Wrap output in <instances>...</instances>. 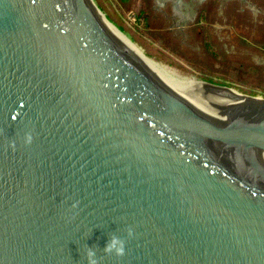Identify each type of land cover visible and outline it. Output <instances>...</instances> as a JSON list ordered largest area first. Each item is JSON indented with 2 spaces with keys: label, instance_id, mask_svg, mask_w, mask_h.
I'll return each mask as SVG.
<instances>
[{
  "label": "water",
  "instance_id": "water-1",
  "mask_svg": "<svg viewBox=\"0 0 264 264\" xmlns=\"http://www.w3.org/2000/svg\"><path fill=\"white\" fill-rule=\"evenodd\" d=\"M204 83L88 0H0V264H264V98Z\"/></svg>",
  "mask_w": 264,
  "mask_h": 264
},
{
  "label": "flooded vegetation",
  "instance_id": "flooded-vegetation-1",
  "mask_svg": "<svg viewBox=\"0 0 264 264\" xmlns=\"http://www.w3.org/2000/svg\"><path fill=\"white\" fill-rule=\"evenodd\" d=\"M134 1L136 12L127 22L139 32L174 39L193 61L210 69L237 63L264 70V0Z\"/></svg>",
  "mask_w": 264,
  "mask_h": 264
},
{
  "label": "rangeland",
  "instance_id": "rangeland-1",
  "mask_svg": "<svg viewBox=\"0 0 264 264\" xmlns=\"http://www.w3.org/2000/svg\"><path fill=\"white\" fill-rule=\"evenodd\" d=\"M134 0L119 4L116 0H88L95 14L111 24L123 38L133 42L146 56L164 66L177 78L229 86L236 91L264 98V70L239 68L237 63L227 67L210 69L193 61L177 46L174 39L138 31L136 25L127 22V16L136 12ZM131 17V16H128ZM120 29V30H119ZM208 86L209 85H203Z\"/></svg>",
  "mask_w": 264,
  "mask_h": 264
},
{
  "label": "bare ground",
  "instance_id": "bare-ground-1",
  "mask_svg": "<svg viewBox=\"0 0 264 264\" xmlns=\"http://www.w3.org/2000/svg\"><path fill=\"white\" fill-rule=\"evenodd\" d=\"M141 56H143L149 63H151L161 74H163L166 78L170 79L171 81L182 84V85H188L193 87H199L203 86L204 82H196L194 80H188L184 81L179 78H177L173 73H171L169 70H167L164 66L158 64L151 58L145 55L144 52H142L133 42H131L129 39L124 38ZM218 88V87H215Z\"/></svg>",
  "mask_w": 264,
  "mask_h": 264
}]
</instances>
